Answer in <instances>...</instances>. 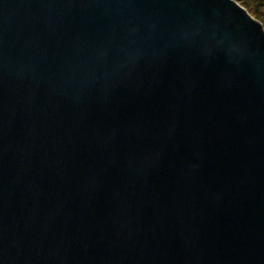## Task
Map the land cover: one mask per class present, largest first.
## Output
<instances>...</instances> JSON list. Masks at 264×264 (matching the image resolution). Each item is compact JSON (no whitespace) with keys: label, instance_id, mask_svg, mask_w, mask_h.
<instances>
[{"label":"water","instance_id":"water-1","mask_svg":"<svg viewBox=\"0 0 264 264\" xmlns=\"http://www.w3.org/2000/svg\"><path fill=\"white\" fill-rule=\"evenodd\" d=\"M0 264H264V0H0Z\"/></svg>","mask_w":264,"mask_h":264}]
</instances>
